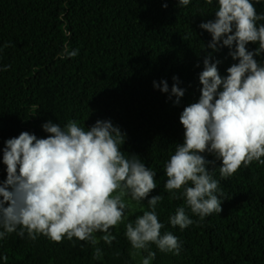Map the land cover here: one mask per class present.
<instances>
[{"label":"clouds","instance_id":"9594fccd","mask_svg":"<svg viewBox=\"0 0 264 264\" xmlns=\"http://www.w3.org/2000/svg\"><path fill=\"white\" fill-rule=\"evenodd\" d=\"M189 4L190 0H178L181 9ZM205 5L212 6L213 0H205ZM163 6L167 8V3ZM212 15L200 24L212 37L199 74L201 95L181 113L184 139L164 165L169 199L184 200L185 206L169 217L171 226L181 230L223 210L220 180L214 178L217 168L209 169L215 161L206 159L205 153L222 161L221 180L254 161L264 165V63L255 59L264 55V14H257L253 0H217ZM250 43L258 47L249 51ZM223 47L237 61L226 76L219 73L220 61L213 62V54ZM78 54L79 49L69 50L65 44L58 58ZM173 81L171 89L167 80L153 83L169 99L176 97L178 105L185 89L179 86V77ZM42 129L46 138L25 131L5 141L7 178L0 185V240L13 233L31 241L44 236L55 243L75 238L90 244L93 259L99 260L102 250L97 244L102 240L110 246L116 239L111 229L128 219L131 203L142 206L147 199L150 210L125 224L130 255L140 257V264H152L156 256L152 245L162 253L179 255L178 237L172 232L161 234L164 225L156 209L164 197L149 198L157 188V173L138 156L124 155L127 133L110 120H97L87 129L72 119L63 125L49 120ZM186 208L198 220L191 219Z\"/></svg>","mask_w":264,"mask_h":264}]
</instances>
